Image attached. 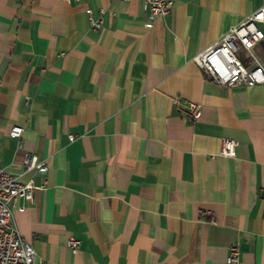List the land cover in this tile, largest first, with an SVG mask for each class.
<instances>
[{
	"label": "crops",
	"instance_id": "obj_1",
	"mask_svg": "<svg viewBox=\"0 0 264 264\" xmlns=\"http://www.w3.org/2000/svg\"><path fill=\"white\" fill-rule=\"evenodd\" d=\"M171 1L152 17L140 0H0V168L34 181L12 207L33 264H227L230 245L264 264V84L193 62L264 0ZM252 53L264 68V38Z\"/></svg>",
	"mask_w": 264,
	"mask_h": 264
},
{
	"label": "built area",
	"instance_id": "obj_2",
	"mask_svg": "<svg viewBox=\"0 0 264 264\" xmlns=\"http://www.w3.org/2000/svg\"><path fill=\"white\" fill-rule=\"evenodd\" d=\"M68 1V0H66ZM129 2L131 0H121ZM152 17H165L172 8L171 0H140ZM91 28L101 27V19L88 18ZM264 23V4L246 17L241 23L230 28L218 41L199 52L193 62L202 69L211 81L220 86L236 87L264 84V68L252 53L256 43L264 38L259 25ZM247 52L253 67L248 69L236 56L238 49ZM173 103L190 119L197 120L201 115V107L197 103L186 99L174 98ZM183 105V108L181 106ZM23 127L14 126L9 132L12 139H19ZM74 137L69 135V140ZM236 141L223 139L219 154L232 157ZM22 165L25 172L36 171L45 174V163L39 161L35 155L24 153ZM36 187L32 178L20 182L17 175L0 168V264H33L35 251L31 245L22 239L12 222V207L17 198L33 201ZM80 241L71 237L67 241L68 247L75 252ZM227 264L239 263V249L236 245L228 247Z\"/></svg>",
	"mask_w": 264,
	"mask_h": 264
},
{
	"label": "rangeland",
	"instance_id": "obj_3",
	"mask_svg": "<svg viewBox=\"0 0 264 264\" xmlns=\"http://www.w3.org/2000/svg\"><path fill=\"white\" fill-rule=\"evenodd\" d=\"M236 56L238 57V53H236Z\"/></svg>",
	"mask_w": 264,
	"mask_h": 264
}]
</instances>
